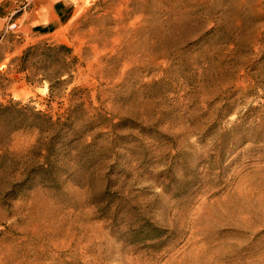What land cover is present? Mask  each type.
I'll use <instances>...</instances> for the list:
<instances>
[{"label":"rangeland","instance_id":"rangeland-1","mask_svg":"<svg viewBox=\"0 0 264 264\" xmlns=\"http://www.w3.org/2000/svg\"><path fill=\"white\" fill-rule=\"evenodd\" d=\"M44 43L70 77L17 71ZM0 75L74 119L47 172L0 182V264H264V0H0ZM49 133L8 149L39 163Z\"/></svg>","mask_w":264,"mask_h":264},{"label":"trees","instance_id":"trees-1","mask_svg":"<svg viewBox=\"0 0 264 264\" xmlns=\"http://www.w3.org/2000/svg\"><path fill=\"white\" fill-rule=\"evenodd\" d=\"M47 28L41 29L42 33L48 32ZM37 51H43V56L47 60H51L56 55H61V62L59 65L57 78H61L64 75H69L70 66L74 63V57H72V51L65 45H49L38 44L27 47L20 58H18V72L28 71V60ZM50 66V65H48ZM49 67H45L41 74L42 80H47L49 95H53L54 86L52 81L47 75ZM70 77V75L68 76ZM5 78L0 75V182L9 184L10 186L19 187L29 182L35 175L41 176L47 172V166L52 154H54L58 147L64 142V137L69 135V132L73 129L74 119L72 115L59 116L53 120L51 115L43 113L41 111H35V108L22 105L20 102L13 101L11 98L5 100L7 95L4 91L7 89V85H3L2 82ZM7 82V80H6ZM29 82H34L29 79ZM67 80L61 82L62 85H66ZM84 107V103H80L77 108ZM33 129L39 134L49 133V141H46L42 145L44 154L42 155V161L28 165L27 162L19 164V157L10 152L8 149V143L10 136L22 130ZM56 137H62L60 140ZM8 179V181H7Z\"/></svg>","mask_w":264,"mask_h":264},{"label":"crops","instance_id":"crops-1","mask_svg":"<svg viewBox=\"0 0 264 264\" xmlns=\"http://www.w3.org/2000/svg\"><path fill=\"white\" fill-rule=\"evenodd\" d=\"M56 21L59 22V18H58L57 15H56V17L54 16L53 18H51V23L56 22ZM59 23H60V22H59Z\"/></svg>","mask_w":264,"mask_h":264}]
</instances>
